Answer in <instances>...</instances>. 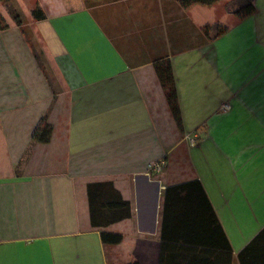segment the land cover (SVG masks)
<instances>
[{
  "label": "crops",
  "instance_id": "crops-1",
  "mask_svg": "<svg viewBox=\"0 0 264 264\" xmlns=\"http://www.w3.org/2000/svg\"><path fill=\"white\" fill-rule=\"evenodd\" d=\"M228 1L19 0L30 23L0 26V264H242L264 229V0L245 17ZM216 23L228 31L212 39ZM166 58L183 130L156 70ZM44 116L48 143L33 139ZM105 180L132 216L97 228L88 183ZM192 180L232 250L217 231L183 242L189 229L162 251L167 187ZM109 229L121 243L103 242Z\"/></svg>",
  "mask_w": 264,
  "mask_h": 264
},
{
  "label": "trees",
  "instance_id": "trees-1",
  "mask_svg": "<svg viewBox=\"0 0 264 264\" xmlns=\"http://www.w3.org/2000/svg\"><path fill=\"white\" fill-rule=\"evenodd\" d=\"M8 4L9 10L17 22L22 26L25 23V15L21 10L17 0H2ZM107 0H87L90 5H97ZM184 6L200 3L203 5H213L219 0H181ZM226 10L235 13L240 17L253 14L256 10L254 0H230L225 4ZM32 15L36 19L46 18L43 9L37 5L32 10ZM2 28L8 27L6 23H1ZM210 38H218L228 31V28L216 23L205 28ZM156 70L163 88L167 93L171 111L181 130L184 129L183 113L179 100V93L176 83L175 72L170 58L162 59L156 63ZM53 134V124L44 116L33 133L35 141L50 142ZM88 197L91 213V222L94 227L104 228L112 223L130 218L132 216L131 202L125 199L116 188L112 180L94 181L88 183ZM191 229L195 239L187 238L188 243H195L211 234L218 233L217 245L222 246L223 241L232 250L231 244L226 237L221 222L217 216L209 196L200 180H192L184 183L174 184L167 187L166 200L163 210V229L161 235L162 251L167 242L174 236H179L180 231ZM186 230V231H185ZM214 232H213V231ZM184 234V233H183ZM191 235V234H190ZM101 238L104 243H121L124 236L122 233L101 231ZM178 242L180 240L178 239ZM211 242V241H210ZM207 242V243H210ZM206 243V242H204ZM232 251L230 252L231 255ZM242 264H264V229L249 243L245 250L240 253ZM127 264H140L137 260H132ZM160 264H163L161 255Z\"/></svg>",
  "mask_w": 264,
  "mask_h": 264
},
{
  "label": "rangeland",
  "instance_id": "rangeland-1",
  "mask_svg": "<svg viewBox=\"0 0 264 264\" xmlns=\"http://www.w3.org/2000/svg\"><path fill=\"white\" fill-rule=\"evenodd\" d=\"M18 1V3H19V0H17ZM35 5V4H34ZM37 5H39L38 4V2H36V5L34 6V8L37 6ZM1 6H3V11H5V13L6 14H10L11 15V17H5L4 15H2V14H0V22L1 23H6L8 26H10L9 25V21H11V22H13V23H17L14 19H13V16H12V14H11V12H10V10H9V7H8V4L5 2V1H2L1 0ZM19 6H20V8H21V10L23 11V7L21 6V4L19 3ZM33 8V9H34ZM32 9V10H33ZM23 13H24V15H25V24L27 25V24H29L30 22H29V19L31 18L30 16H28L29 17V19H28V17H27V15L25 14V12L23 11ZM27 19V20H26ZM65 99V97H61V99L60 100H58V103H57V110H65V106H66V104H67V102L64 100ZM64 100V101H63ZM65 113V111L63 112V114ZM47 117V119H49L48 118V116H46ZM64 117V116H63ZM109 231H114V230H112V229H109Z\"/></svg>",
  "mask_w": 264,
  "mask_h": 264
},
{
  "label": "built area",
  "instance_id": "built-area-1",
  "mask_svg": "<svg viewBox=\"0 0 264 264\" xmlns=\"http://www.w3.org/2000/svg\"><path fill=\"white\" fill-rule=\"evenodd\" d=\"M192 142L195 141V139H191ZM164 168V161L159 162H151L148 166V173L149 174H156L163 171Z\"/></svg>",
  "mask_w": 264,
  "mask_h": 264
}]
</instances>
